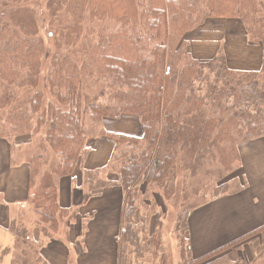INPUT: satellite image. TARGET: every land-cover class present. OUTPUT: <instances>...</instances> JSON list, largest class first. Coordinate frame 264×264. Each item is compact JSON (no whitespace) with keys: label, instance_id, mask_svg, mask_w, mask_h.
<instances>
[{"label":"trees","instance_id":"1","mask_svg":"<svg viewBox=\"0 0 264 264\" xmlns=\"http://www.w3.org/2000/svg\"><path fill=\"white\" fill-rule=\"evenodd\" d=\"M35 1L0 0V138L14 148L26 136L34 145L25 155L27 202L41 234L51 239L68 225L73 211L57 201L59 179L104 134L114 139L106 168L123 191L119 264H141L145 254L166 264L160 213L139 192L177 194L186 178L194 179L188 186L198 200L208 197L179 209L184 260L206 264L257 235L264 242L263 224L190 259L183 236L189 212L223 193L222 180L240 168V145L264 137V0H43L52 49L39 34ZM211 18L242 22L248 40L263 48L260 69L230 68L222 50L208 60L193 57L186 34ZM122 115L138 116L143 132L104 129L105 119ZM206 176L220 181L208 195L200 193ZM89 178L84 197L94 190ZM8 228L15 235L10 264H45L21 215ZM252 264H264V250Z\"/></svg>","mask_w":264,"mask_h":264},{"label":"crops","instance_id":"2","mask_svg":"<svg viewBox=\"0 0 264 264\" xmlns=\"http://www.w3.org/2000/svg\"><path fill=\"white\" fill-rule=\"evenodd\" d=\"M215 38L224 39L218 51L225 53L230 68L249 70L240 66L241 62L247 65V49L239 51V46L254 43H249L242 22L231 18H211L187 33L186 40L194 58L206 59L218 53V44L211 42ZM257 48L262 50L260 57L263 59L262 47ZM250 64L256 66L255 57L250 59ZM103 127L114 134L139 135L143 132L141 120L135 115L105 119ZM21 142L17 141L13 148L8 140L0 138V264H10L15 235L8 225L18 215L29 227L31 240L39 246L45 264H119L123 191L115 181L114 174L108 173L106 168L113 154L114 139L104 134L93 138L88 152L73 173L59 179L57 201L61 207L71 209L73 216L65 229L63 227L60 234L53 235L51 239L45 238L33 222L37 216L27 202L30 195L29 165L25 156L18 161L14 155ZM243 144L250 148L262 146L264 137L242 143L239 147L241 159L238 176L228 181L230 183L223 193L189 212L187 228L189 218L190 255L193 257H201L264 224V157L255 161L246 160ZM260 161L259 166H254ZM87 178L91 179L88 184L94 190L84 197L87 185L82 184ZM107 178L113 181L109 183ZM239 182L240 188H231ZM139 216L140 212L137 211V222ZM192 225L197 232L195 238ZM263 250L264 242L257 235L233 245L206 264H252Z\"/></svg>","mask_w":264,"mask_h":264},{"label":"rangeland","instance_id":"3","mask_svg":"<svg viewBox=\"0 0 264 264\" xmlns=\"http://www.w3.org/2000/svg\"><path fill=\"white\" fill-rule=\"evenodd\" d=\"M35 4L37 6V11L39 14V18H40V31L39 34L43 37L46 47L49 49H52V42H51V36H52V31L51 29L53 28V25L48 24L49 21L46 17L45 12V4L43 0H40V2L35 1ZM44 13V14H43ZM45 20V21H44ZM211 20V19H208ZM217 27V25H216ZM53 30V29H52ZM54 31V30H53ZM187 37V34H186ZM185 37V38H186ZM224 39L223 38H215L212 39L211 42L217 43L218 44V49L217 51L221 48L222 43H223ZM251 43V42H249ZM257 47H262L259 44H253V45H240L239 46V51H244L247 49V65L243 62H241L240 66L242 68H247L249 70H256L257 66L260 65V62H262V57L261 53L262 50L259 51ZM263 49V48H262ZM216 51V53H217ZM219 52V51H218ZM258 52V53H256ZM215 53V54H216ZM256 53V54H255ZM213 57V56H212ZM212 57L206 58V59H199V60H208ZM256 58L257 64L256 66H252L250 64V59L251 58ZM243 61V60H242ZM262 65V63H261ZM261 67V66H260ZM260 67L258 69H260ZM257 69V70H258ZM143 125V124H142ZM7 140V139H6ZM19 141L22 140V144H20V146H17V150L14 151V155L15 157L18 159V161L20 160V158L26 155L27 151V146L30 149L31 145V139L26 136H21L19 139ZM30 141V143L28 144V142ZM33 141L35 142L36 139H33ZM247 142V141H246ZM245 143V142H243ZM245 144L242 145V150H245V154H247V156L245 157L246 160L248 159H254V161L258 158H263L264 157V144L262 146H254V147H247L244 146ZM16 145L14 144V147ZM262 161H260L257 164H254V166H259L260 163ZM240 168L237 169L236 171L233 172V174L228 175V177L224 178L222 181H225L224 183L221 184V190H226V188L228 187L227 184H229L232 178H235L236 176H238V172H239ZM194 179H184L183 184L184 183H188V185L193 186L192 181ZM202 188H204L203 191H200V193L205 192L207 195L212 193V190H214L216 187H218L220 184V181H216L214 177H208L206 176L205 178H202ZM188 185H183L179 188V191L174 194H171L169 196H164L162 192H160L157 188H155V190L153 192H149V195H142L139 192V197H140V201L141 203L143 202V198L147 197L148 200H151L153 202L154 200V204L152 203V205L155 207L156 211H158L159 214V219H160V223H161V232H162V247L161 250L164 252V254L166 255V264H189V260H185L181 257L180 255V250H179V246H178V242H177V236L176 234L178 233V223H177V219H178V212L179 209L181 208V205L186 204L187 205H192L193 202H197V198L193 195V193L191 192V189H193L191 186ZM145 186L143 185L141 187L142 191H145L146 188H144ZM189 190V193L186 194V192ZM140 191V190H139ZM204 196V195H203ZM203 196H201L199 198V200L203 199ZM208 196H204V198H207ZM198 200V201H199ZM144 203H151L149 201H146ZM151 208V207H150ZM142 211H144L145 213H149L151 211V209H149L148 207L142 206ZM188 217V216H187ZM30 224H32V222L30 221ZM188 228L186 229V231H184L183 236H185V238L188 240L189 243V247L191 250V221L188 218ZM194 225V224H193ZM192 225V226H193ZM154 227V226H152ZM152 229V228H151ZM197 236V232L195 227L193 226V238H195ZM205 238H211L212 236H204ZM260 240V239H259ZM40 246H42L39 243ZM191 253H189V258L190 259H196L199 258L200 256L197 257H193L192 255H190ZM206 254V253H205ZM139 262H141V264H158L159 261L156 258H152L149 254H145L144 257H142Z\"/></svg>","mask_w":264,"mask_h":264}]
</instances>
